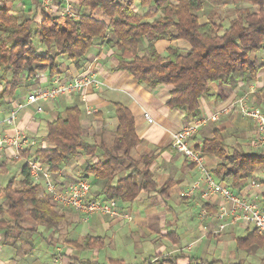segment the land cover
Listing matches in <instances>:
<instances>
[{"label": "trees", "instance_id": "trees-1", "mask_svg": "<svg viewBox=\"0 0 264 264\" xmlns=\"http://www.w3.org/2000/svg\"><path fill=\"white\" fill-rule=\"evenodd\" d=\"M76 1L77 17L42 10L40 19L36 13L20 19L0 5V68L9 75L1 100L20 91L22 84L31 82L41 70L50 68L51 75L59 73L58 58L63 55L79 65L98 38L102 45L116 49L119 61L116 68L127 71L139 83L151 88L171 84L167 104L186 110L194 119L200 117V98L209 91L211 83L236 86L264 71V0H233L249 1L258 9H240L224 32L222 24L213 18L201 21L200 11L207 0ZM137 4L153 5L156 11L142 14L135 9ZM97 10L109 22L99 18ZM35 35L43 51L34 42ZM183 38L190 43V49L170 46L164 54L156 49V42L161 39ZM114 106L117 126L111 141L91 133V119L85 117L80 103H74L48 121L44 136L47 146L21 150L25 160L20 166V180L16 183L13 178L0 184V234L5 236V244L13 238L14 245L23 233L38 232L37 226L54 229L65 218V207L57 204L41 183L34 181L30 159H37L54 173L80 154L89 156L79 178L89 181L92 178L97 186L94 192L91 190L90 199L136 201L143 192L164 195L169 190V180L162 185L156 180L151 169L153 156L132 155L140 142L132 110L121 102H114ZM197 149L219 159L213 173H209L233 191L241 189L250 174L264 167V147L255 151L232 148L225 129H215L214 135L205 138ZM9 164V159H0V174L9 171ZM203 206L210 209L208 203ZM27 220L37 226L25 225L23 222ZM262 238L255 228L238 237L237 245L243 247L248 243L246 250L253 249L261 245ZM252 241L255 243L250 244ZM83 244L101 246L103 238L86 234ZM202 264L214 263L202 261Z\"/></svg>", "mask_w": 264, "mask_h": 264}, {"label": "crops", "instance_id": "crops-1", "mask_svg": "<svg viewBox=\"0 0 264 264\" xmlns=\"http://www.w3.org/2000/svg\"><path fill=\"white\" fill-rule=\"evenodd\" d=\"M40 1L19 0V2H13L8 8L10 11H14L13 8L17 7L23 12L32 11L40 19L42 15L40 14L42 11ZM58 1L56 0V8L64 6L65 0L61 3ZM2 3H4L3 0H0V5ZM72 4L74 11H77L75 8L77 1L72 0ZM135 9L142 14L156 11L153 5L140 6L137 4ZM96 14L99 18L109 22V19L100 10H97ZM201 21L207 22L208 18L202 16ZM100 41L99 38L96 40L79 65L63 55L58 58L59 73L51 75L50 68L41 70L31 82H24L25 89L22 87L20 91L7 94L3 100L0 99V135L14 134L17 130H21L35 142L23 149L32 146L45 147L48 145L44 137L47 133L48 121L53 120L66 106L80 103L85 111V117L91 119V133L111 141L117 126L114 102L126 104L134 114L136 133L140 138V142L132 150V155L135 158H140L143 155L153 156L151 169L155 173L159 185L168 180L171 185L164 195L143 192L136 201L119 200L118 214L92 215L88 221L93 220L90 225L93 229L101 228L107 232L108 234H104L109 238L97 233L86 234L102 237L103 245L107 241H113L117 237L123 236L126 238L129 248H136V253L144 254L146 250L156 248L155 253L148 254L141 262L127 263L123 260H114L110 264H202V261L214 264H236L238 262L250 264L251 258L248 257L250 254L246 252V248L244 247L243 250L237 244L236 248H233V243L235 241L237 243L238 237L246 236L255 227L230 223L226 228L220 229L223 220L219 219L217 214L225 203L224 199L213 193L204 197L203 193L207 190L205 174L198 165L191 164L189 159L175 148L173 139L176 132L201 118L204 123L190 139L191 146L197 148V145L201 144L205 138L212 137L215 129L218 128L225 129L227 142L232 148H241L246 145L251 151H255L257 149L255 145L258 135L257 124L253 118L242 115L240 100L245 98L249 106L264 111V71H261L257 77L250 78L249 81L239 82L236 86L222 82L211 83L209 91L200 98V117L194 119L187 114L186 110L172 108L167 104L173 87L171 84L162 83L151 88L139 83L127 71L116 68L119 63L115 54L116 49L102 45ZM170 46L181 49L191 48L190 43L184 38L161 39L156 42V49L162 54L166 53ZM95 58L97 61L92 67L97 82L87 86L81 93L62 95L54 100L28 102V95L35 89L52 86L57 81L72 80ZM18 103H25V107L19 112L16 121L11 123L8 121L10 110ZM87 107H92L95 112L87 113ZM145 113H148L154 122H149ZM214 116L216 117L214 118ZM21 150L10 146L0 147V159L7 158L10 161L9 171L0 174V177L11 173L12 164L19 165L17 176L21 175L20 166L25 160L20 155ZM89 158L87 155L80 154L62 165L59 171L54 172V177L60 186L79 179L83 164ZM93 159L97 160L98 158L94 157ZM218 161L219 159L214 155L206 154V170L213 173ZM260 169L261 167L257 170ZM257 170L254 172V176L251 175L245 179L242 182V188L235 192L263 204L264 184L254 183V180H251L257 174ZM35 179L41 180V178L34 177ZM214 179L220 182L215 176ZM90 181L91 190L94 192L97 186L93 183L92 178ZM6 183L5 181L0 184ZM42 187H44L43 184ZM204 203H208L210 209H207L209 214L202 217ZM218 229L220 230L218 231ZM84 251H82L83 254ZM83 254L66 252L64 256H61L60 263L84 264L83 262L90 261L94 264H108L100 263L98 257L96 260H91L89 253ZM257 254L264 256V247H260ZM231 255L233 256L232 260ZM251 255H256V253ZM0 264H7V262L0 258Z\"/></svg>", "mask_w": 264, "mask_h": 264}, {"label": "built area", "instance_id": "built-area-1", "mask_svg": "<svg viewBox=\"0 0 264 264\" xmlns=\"http://www.w3.org/2000/svg\"><path fill=\"white\" fill-rule=\"evenodd\" d=\"M40 8L45 12L57 13L60 15H69L77 17L72 0H65L64 6L56 8V0H41ZM97 59L92 60L82 71L77 73L72 80L67 82L57 81L54 85L48 87H39L32 91L27 100L29 103L40 100H54L62 95L75 92H82L87 86L97 82L93 67ZM85 100V98H84ZM25 107V103H18L8 117V121L14 123L21 109ZM240 110L242 115L251 117L257 124L258 135L255 142L256 147H264V111L249 106L242 98L240 100ZM87 113H94L92 107L86 108ZM145 117L149 122H154V119L145 113ZM216 116H214L215 118ZM204 123L201 118L195 122H191L183 129L174 134L173 144L177 150L182 152L190 162L198 165L205 174V182L207 190L203 193L204 197H208L211 193L220 195L225 203L218 210L217 216L223 220L220 229L226 228L228 224H243L253 225L258 232L264 236V205L257 200L248 199L241 193L233 191L230 187L222 182L214 179L213 175L205 168L206 154L190 145L189 141L197 132L198 128ZM35 142L31 140L26 133L17 130L14 134L0 135V147L10 146L17 150H21ZM29 165L33 178H41L45 190L52 199L63 207L73 208L81 212L86 220H89L92 215H115L118 214L119 200H101L90 199L92 185L87 179H77L65 186H60L56 181L53 172L44 167L37 159H30ZM203 197V198H204ZM209 214L205 208L202 209L201 216ZM218 229V231L220 230Z\"/></svg>", "mask_w": 264, "mask_h": 264}, {"label": "rangeland", "instance_id": "rangeland-1", "mask_svg": "<svg viewBox=\"0 0 264 264\" xmlns=\"http://www.w3.org/2000/svg\"><path fill=\"white\" fill-rule=\"evenodd\" d=\"M17 1L19 2V0H3L4 3H2V5L8 8L13 2ZM244 7L258 9V6L253 5L251 2L249 3V1L237 2L233 0H207L204 8L202 11H200V14L206 16L208 20L213 18L217 22L221 23L223 27L221 32H224V29L229 25L230 20L237 16L239 10ZM75 8L77 9V5H75ZM13 9L14 11H11V13L20 19L26 16H32L34 14L32 11L23 12L18 7ZM33 28L36 30L37 26H33ZM34 42H36V45L40 46V49L43 51L37 35L34 37ZM4 71L5 70L3 68H0V78L3 76V79H0V95L5 86L6 80L9 78L8 73ZM22 87L25 89V84H22ZM254 104L255 106L257 105L256 102ZM243 148L246 151H251V149L246 145L241 146V149ZM17 173H19V165L12 164L11 173L7 176H1L0 183H4L5 181L8 182L9 180L7 179H13L15 177V182L17 183L21 178V175L18 177ZM254 174L255 173H252L250 176H254ZM251 180H254V183L258 182L260 184H264V167H261L260 170H257V174L255 177L251 178ZM34 181L41 183V185L43 184L41 180L35 179ZM1 197L2 195H0V198ZM88 221L89 220H86L84 215L69 207H65V218L54 229H45L44 226H37V224L31 220L24 221L23 223L25 225L37 226L38 232L33 234L23 233L19 235L14 245L12 244L13 238H11L10 241L5 244V236L1 234L0 258L5 260L7 264H61V256H64L66 252L83 254L82 251L85 250L84 254L89 253V258L91 260H96L98 257L100 263L110 264V262H114V260H123L127 263H137L143 261L144 257L148 256V254H153L156 252V248H153L146 250L144 254L139 252L136 253V248H129L127 246V240L123 236H119L113 241H107L105 245L95 247L96 249L89 246L88 248L90 249L94 248L92 251H90V249H88L87 246L83 244V238L86 233H91L92 235L97 233L99 235L102 234L107 238L109 237L105 235L108 233L104 232L101 228L99 230L93 229V227L90 225V223L93 222L92 219L90 222ZM254 243L255 242L253 241L250 242V244ZM236 244L237 243L235 241L233 243V248H236ZM262 244L264 245L263 238L261 239V245ZM261 245L253 249L251 247V249L246 251L248 254H250L248 256L251 258L250 264H263L264 256L257 254ZM244 247L248 248V243L243 245V250ZM255 253L256 255H251ZM232 257L233 256L231 255V260L233 259Z\"/></svg>", "mask_w": 264, "mask_h": 264}]
</instances>
